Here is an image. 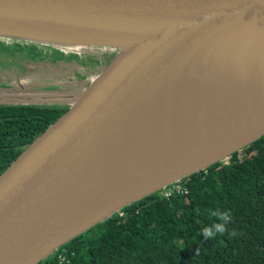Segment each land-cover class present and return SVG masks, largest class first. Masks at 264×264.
I'll list each match as a JSON object with an SVG mask.
<instances>
[{"label": "water", "instance_id": "1", "mask_svg": "<svg viewBox=\"0 0 264 264\" xmlns=\"http://www.w3.org/2000/svg\"><path fill=\"white\" fill-rule=\"evenodd\" d=\"M0 37L115 52L43 103L68 106L0 174V264H38L264 135V0H0ZM19 79L0 105H41L4 101Z\"/></svg>", "mask_w": 264, "mask_h": 264}, {"label": "trees", "instance_id": "2", "mask_svg": "<svg viewBox=\"0 0 264 264\" xmlns=\"http://www.w3.org/2000/svg\"><path fill=\"white\" fill-rule=\"evenodd\" d=\"M68 49L0 37V52L8 51L17 58L14 63L21 62L26 69L27 65L47 68L63 58L104 67L92 61L105 52L84 55ZM66 110L67 106L58 105H0V174ZM178 183L187 193L168 197L162 195L163 189L151 193L72 238L38 264H264V135L231 154L228 163L221 160ZM213 211H231L232 219L223 234L205 239L202 228L221 222L211 215Z\"/></svg>", "mask_w": 264, "mask_h": 264}, {"label": "rangeland", "instance_id": "3", "mask_svg": "<svg viewBox=\"0 0 264 264\" xmlns=\"http://www.w3.org/2000/svg\"><path fill=\"white\" fill-rule=\"evenodd\" d=\"M72 52L81 53L87 50V48H69ZM68 49V50H69ZM104 50V49H103ZM87 55V54H84ZM115 55L114 50H107L105 51L102 56L93 57L92 63L95 65L104 64L106 65L110 59ZM2 58L7 59L10 65H4L2 61V65H4V75L3 80H10L9 83L17 85L16 80L19 78L16 74L23 75L22 78L19 79V90L15 91L13 95L18 94L16 96H9L5 95L4 101L6 102H15V101H28V102H40L41 105L43 103L49 102H57L59 104H70L71 100L67 99L65 95L75 94L77 91L82 89V87L86 86L97 73L101 70L99 68H94L91 63L80 64L79 62L76 63L75 61L67 58H63V61L57 62L56 65L47 66V68L37 69L40 66L36 67V65L28 66L26 69V65L23 67L21 62L14 63L16 61L15 56H11L8 51H1L0 52V60ZM83 60H88L87 56L82 57ZM68 60V61H66ZM40 64V62L35 63ZM14 65L17 66L18 70L15 71ZM1 74V73H0ZM19 76V75H18ZM72 76L73 78L77 79V82L71 83L67 81H71L68 77ZM16 81V83H14ZM8 83V84H9ZM4 84V83H1ZM49 94L54 96L52 98H42L41 95ZM58 95L59 98H57ZM68 106V105H66ZM243 149V148H242ZM243 155H240L242 157ZM229 161L228 159H225ZM224 160V161H225ZM227 162V161H226ZM180 182V180L178 181Z\"/></svg>", "mask_w": 264, "mask_h": 264}, {"label": "clouds", "instance_id": "4", "mask_svg": "<svg viewBox=\"0 0 264 264\" xmlns=\"http://www.w3.org/2000/svg\"><path fill=\"white\" fill-rule=\"evenodd\" d=\"M211 215L221 222L202 228L200 235H202L205 239H213L217 233L223 234L227 230L226 226L232 219L231 211H213Z\"/></svg>", "mask_w": 264, "mask_h": 264}, {"label": "built area", "instance_id": "5", "mask_svg": "<svg viewBox=\"0 0 264 264\" xmlns=\"http://www.w3.org/2000/svg\"><path fill=\"white\" fill-rule=\"evenodd\" d=\"M227 161V162H226ZM225 163H228V160L224 161ZM177 193V194H185L187 193V189L185 187H182L178 182L173 183L162 190V195L168 197L172 193Z\"/></svg>", "mask_w": 264, "mask_h": 264}]
</instances>
